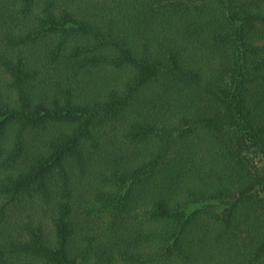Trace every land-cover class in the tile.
<instances>
[{"label": "trees", "instance_id": "obj_1", "mask_svg": "<svg viewBox=\"0 0 264 264\" xmlns=\"http://www.w3.org/2000/svg\"><path fill=\"white\" fill-rule=\"evenodd\" d=\"M0 264H264V0H0Z\"/></svg>", "mask_w": 264, "mask_h": 264}, {"label": "rangeland", "instance_id": "obj_2", "mask_svg": "<svg viewBox=\"0 0 264 264\" xmlns=\"http://www.w3.org/2000/svg\"><path fill=\"white\" fill-rule=\"evenodd\" d=\"M258 160H259V157L258 158H256V161L258 162ZM261 160V159H260Z\"/></svg>", "mask_w": 264, "mask_h": 264}]
</instances>
